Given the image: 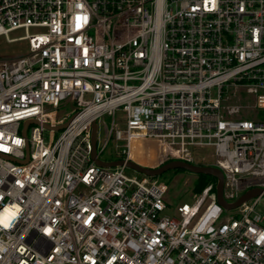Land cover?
<instances>
[{
  "label": "built area",
  "instance_id": "built-area-1",
  "mask_svg": "<svg viewBox=\"0 0 264 264\" xmlns=\"http://www.w3.org/2000/svg\"><path fill=\"white\" fill-rule=\"evenodd\" d=\"M0 36L28 41L0 57V264H264V192L226 218L217 181L172 208L158 176L91 156L120 109L100 158L114 140L135 161L139 136L219 168L229 203L264 190V0H0Z\"/></svg>",
  "mask_w": 264,
  "mask_h": 264
},
{
  "label": "rangeland",
  "instance_id": "rangeland-1",
  "mask_svg": "<svg viewBox=\"0 0 264 264\" xmlns=\"http://www.w3.org/2000/svg\"><path fill=\"white\" fill-rule=\"evenodd\" d=\"M24 34V30L19 29L11 32V37H18ZM28 51V41L26 40H17L14 42H7L4 36H0V57L4 56H14L24 54ZM77 109V106L74 102H67L66 104H61L59 110L57 111V117L59 120L68 119L74 111ZM115 117L116 122L119 126L122 125L123 112L120 109L115 111L114 116L111 113L104 112L98 119L99 126V144L100 146L106 141L107 135L105 127H111L113 119ZM30 125L29 127H31ZM30 131V128H29ZM62 132V129L56 130V136H59ZM208 149H198L196 155L198 159L201 158V155H204ZM101 157L106 160H114L118 158V154L115 150L114 140H110L105 151L101 154ZM142 161H136L144 166L148 167H158L161 164L166 162L163 148L156 143L144 141V151L141 157ZM200 162V160H198ZM128 174H136V171L132 168H127ZM201 173H194L185 169L176 168L170 169L162 173L158 177L168 183L169 191L166 196L167 202L172 208L184 201H192V195L195 192H201L200 190H195L196 186L201 188L215 183L217 181L216 177L211 174H204L201 176ZM261 210L264 211V195L260 203ZM169 214H174L173 210L167 211ZM238 209L225 210L223 212L224 218L229 216H237ZM264 224V223H263Z\"/></svg>",
  "mask_w": 264,
  "mask_h": 264
},
{
  "label": "water",
  "instance_id": "water-1",
  "mask_svg": "<svg viewBox=\"0 0 264 264\" xmlns=\"http://www.w3.org/2000/svg\"><path fill=\"white\" fill-rule=\"evenodd\" d=\"M31 122L36 123L38 121L32 120V119L26 120L23 123V130H22L23 135L26 136L27 128ZM68 122L69 121H67L66 123H64L62 125L55 127V129L56 130L63 129L64 127H66ZM45 126L48 128H51V125H49L47 123L45 124ZM98 130H99L98 122L96 120H94L92 122V126H91V143H92L91 156L95 160V162L99 165H102L105 167H116V166L125 165L128 168H132L138 172H141L143 174H146V175H149L152 177L159 176L162 173L166 172L167 170L176 169V168L185 169V170H188V171H191L194 173L211 174V175L215 176L217 179L216 192H217V196H218V202L221 206H223L229 210L239 207L242 203L250 200L251 198L259 196L264 192V190L262 188L254 187V188H251V189H248L247 191H245L235 202L229 203L228 201H226V199L223 196V186H224L223 185L224 184L223 173L217 167L197 165V164L185 162L182 160H171V161H168V162L161 164L158 167L144 166V165H142V164H140L134 160H127V159L104 160V159L100 158L99 154H98V149H97ZM28 150H29V144H28V142H26V151L28 152ZM27 159H28V155H27V158L25 159V161Z\"/></svg>",
  "mask_w": 264,
  "mask_h": 264
},
{
  "label": "bare ground",
  "instance_id": "bare-ground-1",
  "mask_svg": "<svg viewBox=\"0 0 264 264\" xmlns=\"http://www.w3.org/2000/svg\"><path fill=\"white\" fill-rule=\"evenodd\" d=\"M144 139L137 136L133 139L132 148H131V158L135 159L136 161L141 162L142 154L144 151Z\"/></svg>",
  "mask_w": 264,
  "mask_h": 264
},
{
  "label": "trees",
  "instance_id": "trees-1",
  "mask_svg": "<svg viewBox=\"0 0 264 264\" xmlns=\"http://www.w3.org/2000/svg\"><path fill=\"white\" fill-rule=\"evenodd\" d=\"M201 176H203L202 173H201L200 177H201ZM205 187H206V186H205ZM205 187L201 188V187H199V186H196V187H195V190H200V191H202Z\"/></svg>",
  "mask_w": 264,
  "mask_h": 264
},
{
  "label": "snow or ice",
  "instance_id": "snow-or-ice-1",
  "mask_svg": "<svg viewBox=\"0 0 264 264\" xmlns=\"http://www.w3.org/2000/svg\"><path fill=\"white\" fill-rule=\"evenodd\" d=\"M0 224H4L5 227L8 226L3 220H0Z\"/></svg>",
  "mask_w": 264,
  "mask_h": 264
}]
</instances>
